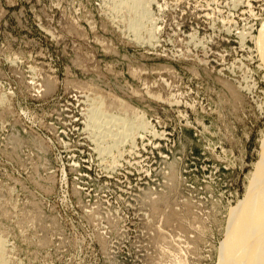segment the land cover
<instances>
[{"label":"rangeland","instance_id":"374dc122","mask_svg":"<svg viewBox=\"0 0 264 264\" xmlns=\"http://www.w3.org/2000/svg\"><path fill=\"white\" fill-rule=\"evenodd\" d=\"M133 2L0 0V264H218L263 162L264 0Z\"/></svg>","mask_w":264,"mask_h":264},{"label":"bare ground","instance_id":"6f19581e","mask_svg":"<svg viewBox=\"0 0 264 264\" xmlns=\"http://www.w3.org/2000/svg\"><path fill=\"white\" fill-rule=\"evenodd\" d=\"M133 1L136 5L139 0ZM261 56L264 59V32L261 37ZM132 129L133 127H128L123 130L124 138L133 131ZM119 143L121 142H114L113 146ZM262 157L257 183L248 196L247 203L231 218L218 264H264V152Z\"/></svg>","mask_w":264,"mask_h":264}]
</instances>
